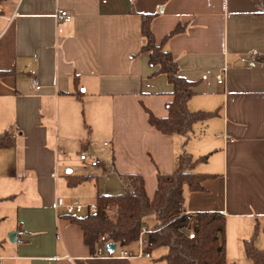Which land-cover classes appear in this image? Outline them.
<instances>
[{"label":"crops","instance_id":"1","mask_svg":"<svg viewBox=\"0 0 264 264\" xmlns=\"http://www.w3.org/2000/svg\"><path fill=\"white\" fill-rule=\"evenodd\" d=\"M57 9L71 20H57ZM145 13L155 14L157 41L184 26L165 47L179 74L196 81L187 108L218 111L188 136L148 122L146 109L167 116L172 86L140 53ZM0 71H11L0 77V133L8 130L13 141L0 147V221L11 219L0 230V263L146 264L139 260L155 250L149 258L110 255H135L137 242L92 255L81 228L55 202H73L69 187L91 183L92 201L83 204L95 203L97 192L119 193L122 174L141 175L152 198L156 172H173L182 151L207 155L194 171L214 175L202 191L184 186L186 212L225 216L227 257L248 259L244 241L255 227L254 244L264 249V0H1ZM56 149L67 156L56 157ZM80 153L101 163L88 173L95 178L70 186ZM107 174L116 178L101 192ZM10 232H17L13 242Z\"/></svg>","mask_w":264,"mask_h":264},{"label":"trees","instance_id":"2","mask_svg":"<svg viewBox=\"0 0 264 264\" xmlns=\"http://www.w3.org/2000/svg\"><path fill=\"white\" fill-rule=\"evenodd\" d=\"M154 16V13L140 14V33L145 39L140 53L147 54L149 64L156 67L153 75H165L172 86V99L165 104V117H156L146 109L148 122L164 134L188 136L194 123L207 120L217 115L218 111L188 110L187 102L194 93L196 81H189L179 74L176 60L165 47L166 41L182 32L184 26H175L157 41L151 30ZM10 73L0 71V77ZM12 144L10 132H1L0 147ZM206 159L207 155L193 158L182 151L173 172H156V189L152 198L145 192L141 175L122 174L121 192H97L95 212L66 217L81 228L83 241L92 255H96L100 243L114 242L119 248H124L137 242L142 227H145L144 251L151 253L165 247L166 252L160 257L165 264H227L225 216L215 211L191 213L184 208V186L190 191H202L203 181L214 176L194 171L196 163ZM93 178V174L68 175L67 183L74 186ZM256 233L257 227L253 235L244 241L245 255L251 264H264V249L254 244Z\"/></svg>","mask_w":264,"mask_h":264},{"label":"built area","instance_id":"3","mask_svg":"<svg viewBox=\"0 0 264 264\" xmlns=\"http://www.w3.org/2000/svg\"><path fill=\"white\" fill-rule=\"evenodd\" d=\"M53 15L57 20H63V21H70L71 20L70 14L64 9H57ZM216 80L218 83H223V81H224L223 72L217 74ZM35 84H36V82L33 81V85H35ZM55 155H56V157H66L67 156L66 152L64 150H61V149H56ZM78 157H79V160L82 162V164L86 165L87 167H96V166H99L101 163L99 158H97L95 156H89L87 153H80ZM55 207L56 208H63L67 214H78V213H81L84 211L92 213V212H95L97 209L96 203L83 204V203H80L77 201L65 203L60 198H57V200L55 202ZM145 232H146L145 227H142L141 232L139 234V238L137 240V243L139 246V251L137 254L134 255L125 249H121L118 254H115V255L110 254V255H112L114 257H125V258L139 257V256H145V257L149 258L150 253L144 251V247L146 245V239L144 238ZM104 246H105V243L99 244V246L97 247V253H96L97 256H104L105 255L104 254L105 253Z\"/></svg>","mask_w":264,"mask_h":264},{"label":"rangeland","instance_id":"4","mask_svg":"<svg viewBox=\"0 0 264 264\" xmlns=\"http://www.w3.org/2000/svg\"><path fill=\"white\" fill-rule=\"evenodd\" d=\"M102 160H103V158H102ZM90 169H91V167H87L86 165H84L78 161L75 164H73V166H72V174L86 175V174L90 173ZM64 173H65V171H64V169H62V172L59 174L60 175L59 178H61L62 181L64 180V176H63ZM113 178H116V177H113L112 175H109V174L102 176L99 180V190L101 192L110 191L108 188V185L112 182V180H115ZM69 189H70L69 192H71L70 196H68L69 199L71 201H77L80 203L92 201L91 194L93 195L95 193V190H96L93 183L81 185L79 187H69ZM78 192H80L81 194L83 192L84 193H83V195H78L77 194ZM10 221H11L10 217H8L7 219H5L3 221H0V230L2 228H5L9 224ZM8 235L9 234L7 233L6 234L7 240H9ZM164 250H166V248L161 247L160 249L155 250L153 252L152 259H150V260L149 259H140L139 262L140 263L145 262L146 264H165V261L160 259V257L162 256L160 253ZM4 254L5 253L3 252L2 247L0 246V257H3ZM1 264H8V262L5 259H3ZM227 264H251V261L248 259H245L244 257L240 260H237L236 256H231V252L229 251V254L227 257Z\"/></svg>","mask_w":264,"mask_h":264},{"label":"water","instance_id":"5","mask_svg":"<svg viewBox=\"0 0 264 264\" xmlns=\"http://www.w3.org/2000/svg\"><path fill=\"white\" fill-rule=\"evenodd\" d=\"M16 235H17V232H11L8 235L9 240L11 242L15 241ZM104 248H105V251H107L108 253H112L116 248V244L114 242H107V243H105Z\"/></svg>","mask_w":264,"mask_h":264}]
</instances>
